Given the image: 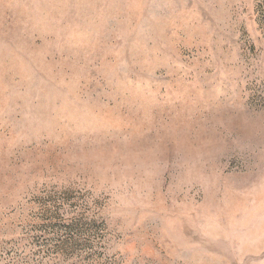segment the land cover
Returning <instances> with one entry per match:
<instances>
[{
    "label": "rangeland",
    "instance_id": "1",
    "mask_svg": "<svg viewBox=\"0 0 264 264\" xmlns=\"http://www.w3.org/2000/svg\"><path fill=\"white\" fill-rule=\"evenodd\" d=\"M0 264H264V0H0Z\"/></svg>",
    "mask_w": 264,
    "mask_h": 264
}]
</instances>
